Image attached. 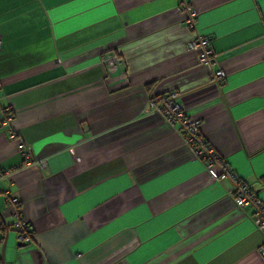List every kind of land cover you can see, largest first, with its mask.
<instances>
[{
	"label": "crops",
	"instance_id": "1",
	"mask_svg": "<svg viewBox=\"0 0 264 264\" xmlns=\"http://www.w3.org/2000/svg\"><path fill=\"white\" fill-rule=\"evenodd\" d=\"M194 32L220 81L185 49ZM0 37V264H264L252 207L146 108L178 92L264 203V0H0Z\"/></svg>",
	"mask_w": 264,
	"mask_h": 264
},
{
	"label": "built area",
	"instance_id": "2",
	"mask_svg": "<svg viewBox=\"0 0 264 264\" xmlns=\"http://www.w3.org/2000/svg\"><path fill=\"white\" fill-rule=\"evenodd\" d=\"M184 11L186 12L187 27L192 29L194 27L196 12L190 6L185 4V2ZM185 49L195 52L196 62L209 69V80L211 82H218L225 76L222 69L215 67L216 60L207 37L194 32L193 36L185 43ZM100 61L105 67L106 74L113 72L118 64V60L115 56H102ZM177 97L178 92L175 90L151 96L146 102V108L150 111L158 112L168 124L173 125L177 123L180 125V130L183 133V144L191 150V153L195 158L205 162L206 168L209 169L212 166L217 168L218 172L217 174L212 175L213 179L222 178L227 179L230 182V194H232L234 198L235 205L239 208L247 205L251 206L253 209V224L259 232L264 234V203L258 198L254 189L249 187L229 168V166L217 154L213 146L201 135L199 130L200 120L186 116L182 106L176 100ZM7 110L8 109L6 108L4 109L5 116L1 119V124L5 128L8 127V120L10 117ZM9 136L14 138L15 134L10 132ZM18 149L23 157L24 164L31 163V146L19 143ZM40 164H44V162L40 161ZM4 174L8 175L9 172L5 171ZM7 202L9 204H15L16 199L10 197L7 198ZM14 230L18 242L29 240L30 225L23 219L18 218L14 224ZM258 251L261 256H264V246H260Z\"/></svg>",
	"mask_w": 264,
	"mask_h": 264
},
{
	"label": "trees",
	"instance_id": "3",
	"mask_svg": "<svg viewBox=\"0 0 264 264\" xmlns=\"http://www.w3.org/2000/svg\"><path fill=\"white\" fill-rule=\"evenodd\" d=\"M261 182H264V177H261ZM0 228L3 229V223L1 218H0Z\"/></svg>",
	"mask_w": 264,
	"mask_h": 264
}]
</instances>
